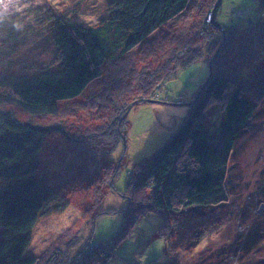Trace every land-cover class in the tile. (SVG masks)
Masks as SVG:
<instances>
[{"label": "rangeland", "instance_id": "obj_1", "mask_svg": "<svg viewBox=\"0 0 264 264\" xmlns=\"http://www.w3.org/2000/svg\"><path fill=\"white\" fill-rule=\"evenodd\" d=\"M112 1L0 0V13L3 19L31 16L34 21L36 13L48 9L53 18L89 26L98 25ZM207 1L191 5L185 25L172 21L173 24L154 34L149 45L144 43L126 55L119 71L123 76L119 84H125L120 92L115 84L112 85L118 66L113 67V63L108 62L101 79L92 83L80 98L62 106L60 117L64 123L43 121L44 125H50V133L47 131L49 136L43 145V163L39 171L52 176L51 184L69 175L59 189L67 206L63 212L38 221L27 250L29 254L42 257L41 254L51 246L55 251L63 248V252L71 253V248L83 246L88 236L98 242L95 247L99 250L106 248L114 228L118 226L113 234L120 232L123 226V215L116 211L126 205L123 195L128 194L125 192L128 173L144 158L152 156L164 145L167 136L190 118L192 106L200 104L198 97L204 92L203 80L211 74L210 60L215 57L214 62L224 71L231 62L235 65L227 71L228 78L232 79L233 74L241 79L249 75L253 80L248 100L236 109L239 116H235L237 120L233 125L243 122L246 108L258 101L252 93L262 96L255 104L257 109L252 113L253 118L236 135L237 146L230 154L217 156L223 177L218 189H213L216 196L225 197L226 201L202 211H188L177 205L178 213L166 216V209L161 215L143 207L136 221L125 225L124 238L115 244L119 246L111 264H153L154 258L156 261L161 258V263L167 264H264V14L258 12V0H221L217 12H213L211 3L206 5ZM247 10L250 11L248 27L245 26ZM252 19L263 26L258 28ZM216 20L221 24H215ZM233 22L237 24L235 32L219 37L218 32L223 33L224 26ZM183 28L187 35L175 38ZM188 36L192 37L186 40ZM21 39L25 40L12 41L10 48L4 40L0 41V55L8 60L11 54L12 60L0 70L2 74L10 71L33 74L39 69L56 68L53 28L38 26L34 34H24ZM175 41H183V45ZM172 54L179 63L177 67L169 68L171 75L163 87H157L156 84H160L157 78L147 84L141 82L143 67L151 66V73H154V68L161 61L164 67L166 57ZM2 65L0 61V67ZM134 98L137 101L125 108L124 115H116V108ZM93 99L99 101L89 113L85 102ZM224 110L222 105L207 100L200 111L206 127L203 131L225 132L222 138L231 135L233 130H224L228 121ZM113 114L115 119L110 120ZM119 117L125 119L126 126L115 127L120 141L113 146L116 139L110 138L108 130L120 122H112ZM88 133L92 135L87 136ZM82 145L92 146L95 150L87 147L80 154ZM72 161L73 169L68 167L73 165ZM108 161L113 163L116 173L111 182L105 179L103 170ZM93 173H98L100 178L94 184L89 183ZM148 191L144 194H149ZM67 242L69 246L63 247Z\"/></svg>", "mask_w": 264, "mask_h": 264}, {"label": "trees", "instance_id": "obj_2", "mask_svg": "<svg viewBox=\"0 0 264 264\" xmlns=\"http://www.w3.org/2000/svg\"><path fill=\"white\" fill-rule=\"evenodd\" d=\"M200 1L113 0L98 25L89 26L53 18L48 9L40 14L36 13L34 21H31V16L14 20L6 17L3 19V14L0 13V41L8 43L9 48L12 41L25 40L21 39L24 34H34L38 26L53 28L57 48L54 69L52 67L39 69L33 74L0 72V264H111L119 246L116 245L124 238L125 225L127 222L136 221L143 207L161 215L166 209V216L169 213H178L177 205L188 211H202L226 201L225 197L216 196L213 189V187L218 189L217 186H220L223 177L217 156L230 154V151L234 150L238 143L236 135L242 132L247 126L246 122L253 118L252 113L257 109L255 104L260 102L262 96L256 92L252 93L258 101L254 103L251 98V106L246 108L242 115L245 120L233 125L237 120L235 116H239L236 109L248 100L253 80L249 75H244L241 79L233 74L232 79L228 78L227 71L230 72L235 65L231 62L224 71L219 63L214 62L215 57H211L213 69L210 66L211 74L203 80L204 92L198 97V100L201 99L199 106H192L190 118H186L173 133L169 134L164 145L154 151L152 156L144 158L128 173L129 181L125 189L128 194L123 195L126 205L116 211L123 215V226L121 231L115 234L113 233L118 226L114 228L106 248L99 250L98 246L95 247L98 242L88 236L83 246H74L75 250L71 248L72 254L63 252V248L55 251L54 246L41 254L42 257L27 252L38 221L53 213L63 212L67 206L65 198L59 194V189L69 175L64 177V180L51 184L49 181H52L50 179L52 176L39 171L43 163L41 161L43 145L49 136L48 132L50 133L48 131L50 125H44L43 121L48 123V120H57L58 124L61 123L62 106L80 98L92 83L101 79L104 66L108 62L113 63V67L118 66L115 68L116 81L112 82V85L115 84L120 92L125 84L124 82L119 84L123 81L119 71L126 55L133 53L134 49L143 46L144 43L148 42L149 45L154 34L164 26L170 25L172 21L174 24L185 25L191 5L194 3L199 5ZM216 1L209 0L206 5L211 3L213 9ZM258 1L260 6L258 12L264 14V0ZM249 14L250 11L247 10L246 27L250 23ZM216 23L221 24L218 20ZM253 23L258 28L263 26L261 22L256 23L253 20ZM236 25L235 22L223 25L225 31L223 33L219 31L218 36H225L227 32L233 34ZM262 28L264 32V26ZM175 29L178 30L177 26ZM186 35V28H183L175 38ZM191 37L185 39L189 40ZM175 42L183 45V41ZM6 43L5 50L8 51ZM173 54L166 57L164 67L163 61L157 63L159 65L154 68V73H151V66L143 67L141 82L147 84L157 78V83L160 82L156 84L157 87L160 85L163 87V83L171 75L169 68L173 69L179 63L177 59H173ZM10 55L8 60L0 55V61L3 63L0 70L6 63L12 61ZM186 62L184 64H188ZM254 80L256 81L255 78ZM136 98L116 108V115H124L125 108L137 101ZM207 100L223 106L228 119L224 130H233L231 135L222 138L225 132L203 131L206 127L201 120L200 111ZM98 101L93 99L85 102L87 112L92 113L91 107H95ZM116 115L113 114L110 120L115 119ZM120 117L112 121L120 122L108 130L110 138L116 139L113 146L120 141L115 127L126 126L125 119ZM90 135L92 134H87ZM87 147L95 150L92 146L82 145L79 149L80 154ZM72 163L73 165L68 167L73 169L74 162ZM112 164L111 161L106 162L103 169L105 179L109 182L116 176ZM98 175L91 174L89 183L94 184L96 179H100ZM145 190H149V194H144ZM83 235L84 232L80 237ZM62 246L68 247L69 242ZM156 259L152 260L153 264H167L161 263V258L157 261Z\"/></svg>", "mask_w": 264, "mask_h": 264}, {"label": "water", "instance_id": "obj_3", "mask_svg": "<svg viewBox=\"0 0 264 264\" xmlns=\"http://www.w3.org/2000/svg\"><path fill=\"white\" fill-rule=\"evenodd\" d=\"M220 1H221V0H217V1H216L215 5H214V10H213V12L216 11V7H217V5H218V3H219Z\"/></svg>", "mask_w": 264, "mask_h": 264}, {"label": "bare ground", "instance_id": "obj_4", "mask_svg": "<svg viewBox=\"0 0 264 264\" xmlns=\"http://www.w3.org/2000/svg\"><path fill=\"white\" fill-rule=\"evenodd\" d=\"M213 10H214V8H213Z\"/></svg>", "mask_w": 264, "mask_h": 264}]
</instances>
